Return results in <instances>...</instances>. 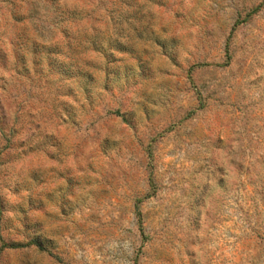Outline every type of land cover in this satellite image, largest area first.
<instances>
[{
    "label": "rangeland",
    "instance_id": "374dc122",
    "mask_svg": "<svg viewBox=\"0 0 264 264\" xmlns=\"http://www.w3.org/2000/svg\"><path fill=\"white\" fill-rule=\"evenodd\" d=\"M0 264H264V0H0Z\"/></svg>",
    "mask_w": 264,
    "mask_h": 264
},
{
    "label": "trees",
    "instance_id": "16d2710c",
    "mask_svg": "<svg viewBox=\"0 0 264 264\" xmlns=\"http://www.w3.org/2000/svg\"><path fill=\"white\" fill-rule=\"evenodd\" d=\"M33 245L39 247L38 243H33ZM39 248H40V247H39Z\"/></svg>",
    "mask_w": 264,
    "mask_h": 264
}]
</instances>
